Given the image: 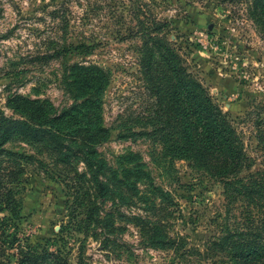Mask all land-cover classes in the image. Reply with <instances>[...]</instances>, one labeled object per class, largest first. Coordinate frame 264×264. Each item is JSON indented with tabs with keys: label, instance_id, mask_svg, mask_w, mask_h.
<instances>
[{
	"label": "rangeland",
	"instance_id": "374dc122",
	"mask_svg": "<svg viewBox=\"0 0 264 264\" xmlns=\"http://www.w3.org/2000/svg\"><path fill=\"white\" fill-rule=\"evenodd\" d=\"M56 0H0V109L16 116L6 103L12 92L47 97L60 109L70 102L58 79L61 64L82 55H65L44 61L37 57L63 34L47 10ZM234 1V2H233ZM59 0L68 23L63 37L94 43L88 61L109 70L102 94V121L109 137L98 150L112 165L127 151L135 153L153 182L169 192L173 212L169 233L183 235L199 252H173L143 243L130 222L116 220L123 229L101 247L100 237L83 236L67 220V188L48 157L20 139L4 146L34 154L45 169L27 166L21 182V217L16 232L30 243L44 245L75 264L77 253L87 264H228L217 256L205 257L202 249L210 237L237 225L244 214L239 200L228 202L222 185L184 158L171 157L163 144L141 130L138 120L146 113L144 84L137 65L139 37L133 35L137 18L146 14L165 20V36L178 47L187 69L206 87L227 114L250 166L238 175L264 169V38L247 15L241 0ZM62 2V3H60ZM259 124V125H258ZM128 127V128H126ZM148 128L149 126H144ZM262 132V138L259 134ZM262 141V142H261ZM36 151V152H35ZM123 212L139 210L122 208ZM60 237V238H59Z\"/></svg>",
	"mask_w": 264,
	"mask_h": 264
},
{
	"label": "trees",
	"instance_id": "16d2710c",
	"mask_svg": "<svg viewBox=\"0 0 264 264\" xmlns=\"http://www.w3.org/2000/svg\"><path fill=\"white\" fill-rule=\"evenodd\" d=\"M58 2L47 14L64 34L68 16ZM241 2L264 38V0ZM165 25V20L146 14L136 19V29H130L139 37L137 65L149 100L146 113L135 120L141 130H130L128 135H147L161 142L171 157L187 159L219 181L228 202L243 204L237 225L205 241L201 251L205 257L217 256L228 264H264V169L238 175L250 166L241 139L227 114L187 69L178 47L165 36ZM63 34L37 57L47 61L82 55L61 64L58 83L70 102L57 109L47 97L12 92L6 103L17 115L0 109V264H70L59 247L50 250L30 243L15 230L22 216L20 189L26 168L46 165L34 154L4 146L15 138L45 154L67 188V220L59 233L69 224L83 236L100 237L105 248L114 240L110 235L123 229L116 220H124L138 229L148 246L179 255L199 252L187 245L183 235L169 233L172 197L153 182L144 162L127 151L112 165L98 150L109 137L101 115L109 70L84 58L94 43L66 39ZM258 120L260 124L264 117ZM258 136L262 138V132ZM131 207L139 211L122 210ZM75 264H87L80 252Z\"/></svg>",
	"mask_w": 264,
	"mask_h": 264
}]
</instances>
